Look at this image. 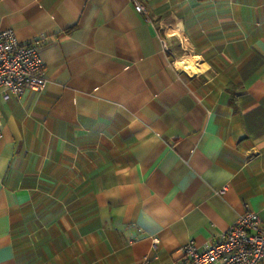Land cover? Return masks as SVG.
Listing matches in <instances>:
<instances>
[{"label": "crops", "instance_id": "crops-1", "mask_svg": "<svg viewBox=\"0 0 264 264\" xmlns=\"http://www.w3.org/2000/svg\"><path fill=\"white\" fill-rule=\"evenodd\" d=\"M137 1L0 0L46 79L0 96V264H169L264 224V0Z\"/></svg>", "mask_w": 264, "mask_h": 264}, {"label": "built area", "instance_id": "built-area-1", "mask_svg": "<svg viewBox=\"0 0 264 264\" xmlns=\"http://www.w3.org/2000/svg\"><path fill=\"white\" fill-rule=\"evenodd\" d=\"M135 10L146 13L142 1L133 0ZM44 36L20 42L12 29L0 31V96L19 97L26 91L40 92L46 86L40 48ZM164 49L167 50L165 44ZM1 130V123H0ZM153 240V247L156 246ZM169 264H264V224L259 216L246 211L212 244L200 247L192 240L177 251ZM137 264H149L147 257Z\"/></svg>", "mask_w": 264, "mask_h": 264}, {"label": "bare ground", "instance_id": "bare-ground-1", "mask_svg": "<svg viewBox=\"0 0 264 264\" xmlns=\"http://www.w3.org/2000/svg\"><path fill=\"white\" fill-rule=\"evenodd\" d=\"M182 64H183L185 67H189V66H191L192 62H191L190 60H184V61L182 62Z\"/></svg>", "mask_w": 264, "mask_h": 264}, {"label": "rangeland", "instance_id": "rangeland-1", "mask_svg": "<svg viewBox=\"0 0 264 264\" xmlns=\"http://www.w3.org/2000/svg\"><path fill=\"white\" fill-rule=\"evenodd\" d=\"M192 62V60H190Z\"/></svg>", "mask_w": 264, "mask_h": 264}, {"label": "trees", "instance_id": "trees-1", "mask_svg": "<svg viewBox=\"0 0 264 264\" xmlns=\"http://www.w3.org/2000/svg\"><path fill=\"white\" fill-rule=\"evenodd\" d=\"M246 69H248V68H246Z\"/></svg>", "mask_w": 264, "mask_h": 264}]
</instances>
